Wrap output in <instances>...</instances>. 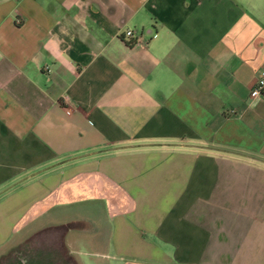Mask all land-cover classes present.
<instances>
[{
	"label": "crops",
	"instance_id": "crops-1",
	"mask_svg": "<svg viewBox=\"0 0 264 264\" xmlns=\"http://www.w3.org/2000/svg\"><path fill=\"white\" fill-rule=\"evenodd\" d=\"M262 74L264 0H0V264H264Z\"/></svg>",
	"mask_w": 264,
	"mask_h": 264
},
{
	"label": "built area",
	"instance_id": "built-area-1",
	"mask_svg": "<svg viewBox=\"0 0 264 264\" xmlns=\"http://www.w3.org/2000/svg\"><path fill=\"white\" fill-rule=\"evenodd\" d=\"M134 33L132 30H126L123 33L124 38H133ZM264 92V74H262L255 82L253 88L251 89L250 96L257 97Z\"/></svg>",
	"mask_w": 264,
	"mask_h": 264
},
{
	"label": "trees",
	"instance_id": "trees-1",
	"mask_svg": "<svg viewBox=\"0 0 264 264\" xmlns=\"http://www.w3.org/2000/svg\"><path fill=\"white\" fill-rule=\"evenodd\" d=\"M128 44H129V45H133V44H134V42H133V41H130V42H128Z\"/></svg>",
	"mask_w": 264,
	"mask_h": 264
}]
</instances>
